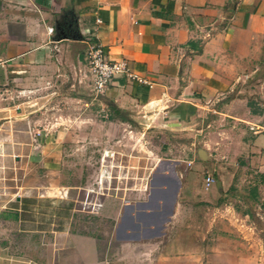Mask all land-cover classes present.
Instances as JSON below:
<instances>
[{
    "label": "rangeland",
    "instance_id": "374dc122",
    "mask_svg": "<svg viewBox=\"0 0 264 264\" xmlns=\"http://www.w3.org/2000/svg\"><path fill=\"white\" fill-rule=\"evenodd\" d=\"M82 67L57 80L51 99L41 97L47 85L28 92L40 97L25 96L22 118L13 110L20 87L10 86L7 101L0 87V106L11 108L9 118L0 120V206H12L16 195L24 200L15 207L23 210L26 231L9 234L19 240L11 248L46 264L61 238L79 234L95 239L108 264H155L164 240L187 238L199 243L202 256L249 255L243 264H264V200L254 190L252 172L226 158L224 119L208 108L181 123L104 115L86 82H77ZM65 112L76 116L66 118ZM52 125L61 131L49 132ZM205 174L213 179L208 188ZM174 181L172 208L162 209L158 196L169 193H160L159 184L173 187ZM141 201L150 204V214L139 212ZM131 219L140 226L136 232L126 229ZM161 220L162 234L151 237L154 229L145 224L155 227ZM136 234L143 239L134 241Z\"/></svg>",
    "mask_w": 264,
    "mask_h": 264
},
{
    "label": "crops",
    "instance_id": "0c3cea01",
    "mask_svg": "<svg viewBox=\"0 0 264 264\" xmlns=\"http://www.w3.org/2000/svg\"><path fill=\"white\" fill-rule=\"evenodd\" d=\"M88 39L96 40L109 59L125 58L134 73L153 82L147 87L115 80L91 98L104 115L181 123L208 108L224 119L228 162L252 172L254 190L264 200V0H0V87L4 101L11 85L20 87L13 106L18 117L25 115V96L39 98L28 94L47 85L41 97L51 99L57 80H66L74 68L83 66L77 82H85ZM10 109L0 106V120L9 118ZM53 130L58 127L50 126ZM20 199L16 195L12 206H0V264H39L11 248L17 238L8 239L26 231L15 207ZM145 225L154 229L151 237L162 234V222ZM139 228L132 219L126 226L134 232ZM137 235L134 241L143 239ZM61 240L46 264H108L92 237L70 234ZM198 246L187 238L164 240L155 264H243L250 257L202 256ZM174 247L177 253L171 252Z\"/></svg>",
    "mask_w": 264,
    "mask_h": 264
},
{
    "label": "built area",
    "instance_id": "2783aa9c",
    "mask_svg": "<svg viewBox=\"0 0 264 264\" xmlns=\"http://www.w3.org/2000/svg\"><path fill=\"white\" fill-rule=\"evenodd\" d=\"M99 23V19H95ZM50 29V28H49ZM87 68L82 73L85 80L87 92L92 98L97 97L105 89H107L117 79H125L151 87L153 82L145 77L134 73L128 66L125 58L109 59L102 46L94 39H88L86 47ZM213 179L210 175L205 174L203 177V185L208 188L212 184Z\"/></svg>",
    "mask_w": 264,
    "mask_h": 264
},
{
    "label": "water",
    "instance_id": "95a60500",
    "mask_svg": "<svg viewBox=\"0 0 264 264\" xmlns=\"http://www.w3.org/2000/svg\"><path fill=\"white\" fill-rule=\"evenodd\" d=\"M175 182V181H174ZM173 182V183H174ZM160 183V182H159ZM159 185H164L163 188L160 189V193L161 192H164L165 194L168 192L169 193V203H168V208H172V204H173V201H174V197H175V194H176V190H177V185L178 183L175 182L174 186L173 187H170L169 184H167V182H161ZM167 193V194H168ZM159 197V200L161 203V206H163V196H158ZM149 198V197H148ZM141 203V207H140V210L139 212H142V213H145V214H150L151 213V206L148 202H140ZM159 205H157L156 207H158ZM145 209H147V211H144ZM163 220H161L162 222Z\"/></svg>",
    "mask_w": 264,
    "mask_h": 264
},
{
    "label": "flooded vegetation",
    "instance_id": "af4514ba",
    "mask_svg": "<svg viewBox=\"0 0 264 264\" xmlns=\"http://www.w3.org/2000/svg\"><path fill=\"white\" fill-rule=\"evenodd\" d=\"M163 202L162 209L168 208L169 198L163 197Z\"/></svg>",
    "mask_w": 264,
    "mask_h": 264
},
{
    "label": "trees",
    "instance_id": "16d2710c",
    "mask_svg": "<svg viewBox=\"0 0 264 264\" xmlns=\"http://www.w3.org/2000/svg\"><path fill=\"white\" fill-rule=\"evenodd\" d=\"M20 202H21L22 204H24V200L20 199ZM21 211H23V210H21Z\"/></svg>",
    "mask_w": 264,
    "mask_h": 264
}]
</instances>
